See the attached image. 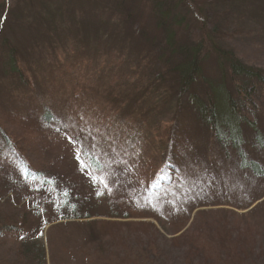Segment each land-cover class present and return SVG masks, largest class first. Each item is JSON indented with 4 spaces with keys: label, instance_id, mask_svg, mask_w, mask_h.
<instances>
[{
    "label": "rangeland",
    "instance_id": "rangeland-1",
    "mask_svg": "<svg viewBox=\"0 0 264 264\" xmlns=\"http://www.w3.org/2000/svg\"><path fill=\"white\" fill-rule=\"evenodd\" d=\"M250 1L195 0L199 5L206 3V7L214 6L216 13L226 14L221 17L222 34L218 40L214 37V44L230 51L243 65L264 71V0L261 3L258 0L255 5ZM102 2L83 0L75 6L74 25L64 42L72 47L60 51L55 59L46 54L43 59L39 52L40 42L36 39L30 42L34 35H28V32L24 35V28L18 23L13 26L10 42L20 50H29L35 57L31 63L33 69L37 70L40 86L34 92L22 85L15 75L3 74L7 63L4 57L6 47L0 43V106L18 117L39 121V124L47 113L54 116L45 130L51 137L47 143L52 155H45L44 159L51 165L52 162L59 165V173L62 179L71 183L67 189L73 192L74 200L78 203L76 212L68 209L59 211L53 203L47 207L49 216L42 215L38 220L44 225L41 234L46 257L43 264H139L138 256L141 260L144 256L140 248L148 245H152L155 252L157 249L166 254L167 261L160 259V264H180L181 259L207 264L202 255L215 259L216 264H239L247 256L251 261L257 260L256 255L261 250L263 254L259 256L263 259L264 177L241 171V161L232 147L221 151L215 146L212 151H206L201 138H207V135L196 124L192 114L179 115L177 119L181 124L185 122L182 140L186 137L182 154L177 157L185 163L184 170L178 172L179 178L174 177L169 184V180L165 182L167 177L161 176V182L154 183V172L148 173L146 167L144 176L145 172L137 169L136 162L146 158L149 161L156 158L157 168H160L165 151L160 143L166 124L162 118L171 107L167 104V98L172 99L173 94L166 95L167 88L163 86L156 93H149L139 100V94L147 86L149 78L146 72L137 69V54L132 53L130 43H124L122 36L117 35L120 30L115 32L107 45L105 35L113 30L106 31L107 26L101 25L111 18L105 15V4ZM187 4L188 8H179L180 13L189 18L193 14L196 18L195 6L189 2ZM190 22L197 29L201 28L195 20ZM192 29L189 31L192 32ZM192 37L196 41L203 40L197 31ZM212 51L208 53L204 74L216 84L221 81L222 74L216 66L218 55ZM224 76L227 86L234 89L229 76ZM136 85L138 89L134 90ZM127 97H130L132 108L127 104L129 109L124 110L118 101ZM235 99L242 106V98ZM133 112H141L148 117L144 120L134 119L133 116L129 118ZM242 117L240 114L241 120ZM122 125L136 128L142 133L133 136L137 140L131 138L133 140L126 150V154L133 155L132 174L127 173V178L123 179L118 171L112 172V169V175L116 178L111 184L92 174V171L91 176L86 175V166L77 159V141L81 140L82 144L87 145L92 143L96 148V143L100 144L101 141L108 142L110 146L111 140L122 132ZM260 125L264 129V121ZM5 127L13 134L18 131L6 124ZM127 131L130 129L124 130ZM139 138L143 140V146L138 142ZM246 139L250 142L247 150L251 152V149L254 150L253 137L247 134ZM31 143L33 141L22 140L24 147L31 146ZM0 145L3 147L2 140ZM107 148L102 149L104 153ZM6 150L9 151L6 153L8 160L18 164L13 151ZM38 151L41 150L34 153ZM253 153L250 154L253 158L260 156L255 150ZM172 154L171 148H167L168 173L174 172V166L169 162ZM209 155L214 156L215 163L206 169L202 157ZM194 156L196 168L190 170L193 169L191 159ZM120 161L121 157L114 152L109 160L110 166H118ZM104 163L108 165L106 159ZM167 184L169 186L166 187ZM103 185H107V192L103 191ZM117 211L130 217L114 219L112 216ZM84 214L92 217L85 218ZM5 215L0 208V216ZM59 218L61 220L57 221ZM154 226L160 230L159 233ZM33 234L39 235L40 229H34ZM18 236H9L1 243L0 264H8L18 258L12 253L16 246L11 239ZM193 244L200 249L198 253L190 249ZM216 255H220L223 262L215 258ZM154 257L152 255L150 259ZM33 258L21 264H42L38 256L36 260ZM152 263L159 264L156 261Z\"/></svg>",
    "mask_w": 264,
    "mask_h": 264
},
{
    "label": "trees",
    "instance_id": "trees-1",
    "mask_svg": "<svg viewBox=\"0 0 264 264\" xmlns=\"http://www.w3.org/2000/svg\"><path fill=\"white\" fill-rule=\"evenodd\" d=\"M8 1L0 0V43L2 42L6 47L4 57L7 61L4 71H2L3 74L15 75L19 82H22V85L34 92L40 86L37 70L33 69L31 63V59H35V57L30 54L29 50H20L19 47L10 42L12 40L11 34L14 33L12 31L13 26L18 23L19 26H23L24 35H27V32L28 35L29 33L31 36L34 35L33 38H30V42L33 39L40 42L39 52L43 59L45 54L50 55L53 59L58 58L60 51L63 52L64 49L72 47V45L66 46L64 42L67 41L71 26L74 25L75 6L80 5L83 0H11L10 4ZM103 1L102 4H105L104 13L110 15L111 18L101 25L107 26L104 29L106 31L108 29L113 30V32H107L105 35L107 45L110 44L111 37H114L115 32L120 30L121 32L119 31L117 35L122 36L124 43H130L132 53L137 54L135 57L137 69L146 72L149 78L147 86L142 88V92L139 94V100L146 98L149 93L159 91L163 86L167 88L166 95H171V92L173 94L172 99L167 98V104H170L171 107L162 118V120L165 119L166 124L160 143L165 151L160 168H157L156 158L152 161L146 158L136 162L137 169L145 172L147 167L148 173L154 172L152 178H155L154 183L161 182V176L167 177L165 182L169 180V184L173 182L174 177L178 179V172L184 170L182 168L185 163L183 159L178 160L177 157L182 154L183 141L186 137L182 140L185 122L181 124L177 119L179 115L184 117L192 114L196 124L207 135V138H201L204 144L203 148L206 151H212L215 146L221 151H227L232 147L238 153V158L241 161L240 170L253 174L255 177L263 178L264 129L260 128V124L264 121V71L243 65L230 51L221 49L214 44V37L218 40L222 34L221 17L226 14L216 13L214 6H210V9L206 7V3L199 5L200 3H196L195 0ZM257 1L252 0L250 2L255 5ZM259 1L262 2V0ZM187 2L196 7H194L195 14H197L196 18L191 12V18L183 12L180 13L179 8H188ZM236 3L235 1L234 4ZM194 20L201 25L200 29L194 25L195 30L190 22H194ZM185 22L186 25H184ZM191 27H193L192 32L189 31ZM194 31H197L203 40H194L192 37ZM222 38L224 39V36ZM210 51L218 55L216 66L222 74L221 81L216 84H213L204 74V66ZM126 58L128 59V57ZM226 74L229 76L232 86L235 87L234 89L227 86L224 76ZM137 89L138 85L134 87V90ZM236 97L242 98V106L236 102ZM129 99L130 97H127L117 101L121 103V108L127 110L129 106L132 108ZM137 103L138 101H136ZM127 104H129L128 107ZM243 109L246 110L243 111ZM172 114L173 116L175 114V117L171 116ZM240 114L243 115L242 120ZM132 116L134 119L140 118L141 120L148 117L141 112H133L129 118ZM53 119L54 116L47 113L43 120L41 119L42 123L39 124L37 120L34 122L28 117H18L0 106V140L3 143V147L0 145V208L6 213L5 217L0 216V245L5 242V238L19 235L17 238H11L15 241L12 244L16 246L12 253L14 252V255L18 257L16 258L17 261L12 259L11 264L24 263L26 259H32L33 256H35L33 260H36L38 256V260L42 264L45 263L46 255H44L41 234L44 225L38 223V220L42 215L43 217L49 216L47 207L53 203L57 205L59 211L68 209L76 212L78 208L73 192L67 189L71 183H68L67 179H62L59 173V165L53 162L51 165L44 159L45 155H52L47 143L51 137L47 135L46 131L48 123L52 122ZM157 123L159 124V122ZM5 124L11 126V129L17 128L18 131L15 134L8 132L9 129L5 127ZM122 126V132L111 140L110 146H108V142L103 141V144L101 141L100 144L96 143V148L92 143L87 145L82 144L81 140L77 141L79 147V152H77L79 159H77L86 166V175L87 173L90 176L95 174L111 184L116 178V176L113 177L112 172L118 171L123 179L127 178V173L132 174L131 160L133 155L131 153L126 154V150H128L133 139L137 140V137L133 138V136L142 133L136 128ZM120 127H115V129ZM126 129H130V131L124 132ZM247 134L248 136L252 135L253 148L260 153L257 158L250 156L251 153L254 154L253 149L251 152L247 150L250 143L246 139ZM23 139L24 141L26 139L33 141V143L30 144L31 146L24 147ZM138 142L142 146L144 145L140 138ZM104 147H108L106 153L102 150ZM109 148L113 151L110 152ZM167 148L168 150L171 148V153H173L172 159L169 161L174 166L173 173H168ZM6 149L13 151L19 160L18 164L8 160L6 153L9 151ZM39 149L41 151L34 153ZM116 149L118 151H114ZM114 152L121 157V164L119 162L120 165L111 167L109 160L113 157ZM104 159L108 162L107 166H105ZM202 160L206 169L215 163L212 155L204 156ZM191 163H193V169L190 170H195V156L192 157ZM198 163L201 165L200 160ZM145 174L146 172L144 176ZM167 186L169 185L167 184ZM103 191L107 192L105 186ZM83 216L85 218L92 217L90 214ZM112 217L124 219L130 216L117 211ZM61 218L64 217L61 216ZM61 218L56 220L59 221ZM101 223L104 222L101 221ZM34 229H40L41 236H39L40 234H33ZM156 231L159 233L160 230L156 229ZM190 249L194 253H198L200 250L195 244ZM155 250L156 252L152 245L140 248V253H143L144 256H142V260L138 256L139 264H151L154 261L159 262V264L162 263L161 261L166 262V254ZM151 254L155 255L156 260L150 259ZM260 254H263L262 250L256 255L257 260L251 261L247 256L245 261L239 264H264V258L262 259ZM201 257L206 259L207 264H216L215 259H209L203 255ZM215 258L223 262L220 255H216ZM160 259L162 260L159 261ZM172 260L175 261L173 257ZM192 261L193 259H181L178 263L197 264Z\"/></svg>",
    "mask_w": 264,
    "mask_h": 264
},
{
    "label": "snow or ice",
    "instance_id": "snow-or-ice-1",
    "mask_svg": "<svg viewBox=\"0 0 264 264\" xmlns=\"http://www.w3.org/2000/svg\"><path fill=\"white\" fill-rule=\"evenodd\" d=\"M78 159H79V157H77ZM105 186H107V185H105Z\"/></svg>",
    "mask_w": 264,
    "mask_h": 264
}]
</instances>
